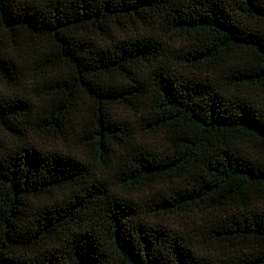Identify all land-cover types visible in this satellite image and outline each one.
<instances>
[{
    "label": "trees",
    "instance_id": "obj_1",
    "mask_svg": "<svg viewBox=\"0 0 264 264\" xmlns=\"http://www.w3.org/2000/svg\"><path fill=\"white\" fill-rule=\"evenodd\" d=\"M0 264H264V0H0Z\"/></svg>",
    "mask_w": 264,
    "mask_h": 264
},
{
    "label": "rangeland",
    "instance_id": "obj_2",
    "mask_svg": "<svg viewBox=\"0 0 264 264\" xmlns=\"http://www.w3.org/2000/svg\"><path fill=\"white\" fill-rule=\"evenodd\" d=\"M39 139V138H38ZM38 143L40 145V147H42L43 149H48V148H57V149H63V144L58 142V143H55V142H51L50 140L48 139H39L38 140Z\"/></svg>",
    "mask_w": 264,
    "mask_h": 264
}]
</instances>
